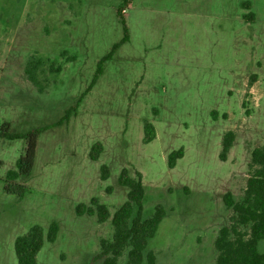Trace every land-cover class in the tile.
I'll list each match as a JSON object with an SVG mask.
<instances>
[{"label":"rangeland","instance_id":"obj_1","mask_svg":"<svg viewBox=\"0 0 264 264\" xmlns=\"http://www.w3.org/2000/svg\"><path fill=\"white\" fill-rule=\"evenodd\" d=\"M116 44L76 114L40 134L32 174L17 180L28 187L22 199L5 185L26 141L0 137V264H18L16 238L36 224L47 235L54 221L57 239L45 241L38 264H97L111 221L76 207L97 198L114 214L129 192L119 184L124 168L142 174L144 214L165 209L149 241L160 264H215L216 237L232 214L223 197L241 198L251 150L264 144V0H0V130L59 121ZM31 56L47 65L42 91L25 74ZM53 62L60 73H49ZM146 121L156 129L149 143ZM228 130L236 139L223 161ZM97 142L104 150L93 161Z\"/></svg>","mask_w":264,"mask_h":264},{"label":"trees","instance_id":"obj_2","mask_svg":"<svg viewBox=\"0 0 264 264\" xmlns=\"http://www.w3.org/2000/svg\"><path fill=\"white\" fill-rule=\"evenodd\" d=\"M128 5L130 0H123ZM244 8H250V2L242 3ZM247 21L254 20V13L244 15ZM127 32V31H126ZM128 39L125 36L124 41ZM120 44H116L112 51L104 56L98 64V68L92 83L81 95L77 104L68 109L63 117L56 123L37 128L26 133L11 134L10 123L5 122L0 130V137L7 139H24L26 147L23 155L17 161L16 169L8 172L6 177L5 191L15 194L22 199L28 191L25 184L17 182L19 178H29L35 165L38 139L46 129L61 126L69 121L71 115L76 114L79 104L84 96L95 85L102 73V65L109 60ZM43 59L31 56L25 64V74L28 80L38 88L40 77L46 74ZM49 73H60L62 67L55 62L49 64ZM254 77L250 79V85ZM144 142L149 143L156 137L155 126L146 121L144 123ZM236 133L228 130L223 135L220 159L225 161L231 148L234 146ZM104 147L101 142L95 143L90 150V158L97 161ZM185 154L184 148L173 151L168 158L170 168L176 166L177 160ZM110 170L107 165L101 167V178L107 180ZM119 184L129 189L126 202L111 213L108 206L92 198L90 205L81 203L76 207L79 216L84 214L96 216L99 223L111 221L113 233L111 239L101 238L100 252L93 258L97 264H158L157 254L149 248V241L153 239L165 217V209L157 205L150 216L144 214L143 199L145 189L143 177L140 172L132 177L127 168L122 169L119 176ZM110 191V190H109ZM223 201L228 210L232 212L227 225L223 226L215 240L216 258L215 264H264V251H259V244L264 239V144L258 145L251 150L248 164V177L240 199H236L231 191L225 193ZM59 233V224L51 223L47 235L41 225H33L23 235L15 240V253L18 264H38V254L45 241L55 242ZM122 262V263H121Z\"/></svg>","mask_w":264,"mask_h":264},{"label":"crops","instance_id":"obj_3","mask_svg":"<svg viewBox=\"0 0 264 264\" xmlns=\"http://www.w3.org/2000/svg\"><path fill=\"white\" fill-rule=\"evenodd\" d=\"M156 254H157V253H156ZM157 258H158V256H157ZM157 262H158V264H160V260H159V259H158V261H157Z\"/></svg>","mask_w":264,"mask_h":264}]
</instances>
